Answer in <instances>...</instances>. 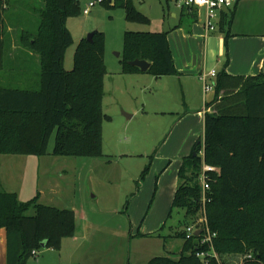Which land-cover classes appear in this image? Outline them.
<instances>
[{
	"label": "trees",
	"instance_id": "obj_1",
	"mask_svg": "<svg viewBox=\"0 0 264 264\" xmlns=\"http://www.w3.org/2000/svg\"><path fill=\"white\" fill-rule=\"evenodd\" d=\"M16 1L20 0H0V71L5 67L7 41L10 48L14 43L15 31L7 27L6 13ZM39 1L37 30H20L16 43L37 55L38 81L32 87L0 84V156L46 155L52 136L53 155L102 156L103 122L110 119L103 110L106 35L95 31L92 40L82 38L74 53L73 68L66 69V52L74 42L67 21L81 14L80 0ZM101 4L109 9L124 8L129 21H150L137 8L136 0H104ZM235 5L223 12L219 22L226 43L232 35ZM191 16L196 18V11ZM135 59L149 61L147 72L155 77L178 74L168 31H126L122 73L141 71L129 63ZM214 91L209 104L213 111L205 114L204 137L183 158L168 213L169 218L173 208L182 209L183 219L171 227L174 231L170 234L163 233L167 221L157 232L137 233L164 240L180 238V256H159L147 264H220L213 255L198 257V251L211 252V244L202 243V234L187 237L186 232V227L202 215L199 177L203 162L217 168L211 173L205 206L210 230L216 233L215 252L223 264H227V255H245L241 264H264V71L231 75L224 68L217 74ZM0 228L7 232V264H27L36 256L33 251L59 250L63 239L74 235L76 214L72 209L41 203L39 195L21 200L16 192L2 187L0 174Z\"/></svg>",
	"mask_w": 264,
	"mask_h": 264
},
{
	"label": "rangeland",
	"instance_id": "obj_2",
	"mask_svg": "<svg viewBox=\"0 0 264 264\" xmlns=\"http://www.w3.org/2000/svg\"><path fill=\"white\" fill-rule=\"evenodd\" d=\"M89 1L80 0L81 14L70 17L67 21L74 42L67 49L65 67L68 70L73 68L74 53L82 38H87L95 31L105 33L107 74L104 79L103 110L106 115L110 116V119H105L103 122L104 155L96 157L53 155L54 136H52L49 144L50 153L46 155H6L8 157L3 159L4 171L5 174L13 176L14 180L12 178L6 180L3 188L19 189L21 197L29 199L38 188L44 187L47 190L46 196H49L52 189L55 192L59 186L60 194L66 198L64 205L77 207L80 214L88 216L89 223L92 222L91 220L102 221L103 226L113 228L123 215L115 217L110 212L100 213V211L120 207L123 209V213L120 214H124L126 218L127 212L124 210L133 202L135 195L136 210L143 207V217L150 216L155 206H157L155 210H160L158 207L163 205L161 203L166 197L164 194L169 192L167 182L172 179L169 176L172 171H177V164L175 161L172 163V160L177 158L178 153L186 151L188 153V146L192 141H194L193 145L198 139L203 138V128H173L183 112L165 115H157L153 112V109L157 108L178 109L182 105L180 80L183 78L169 82V78L174 77L164 76L162 79H156L148 72L144 75L133 76L130 75L132 73H122L124 34L126 31L157 32L163 30L172 34L177 25L181 23V19L183 30L189 31L193 18L187 13L182 14L181 9L168 0H136L137 8L150 18L148 23L129 21L126 19L124 8L109 9L101 3L92 7L89 14H84L83 8ZM40 6L39 0H20L12 3L6 13V25L11 26L15 31V33L12 32L14 42L17 43V34L20 30H37L39 24L36 11ZM173 12L177 13V17L172 16ZM244 19V17L237 18L236 29L244 26L242 24ZM221 34V31L217 30L209 37L205 58L203 53L197 52L196 60L206 71L212 68L217 69V65L221 67V61L226 59V55H220L219 37ZM20 49L22 50L17 53L16 50L10 48L7 41L5 63L7 65L13 62L30 63V69L34 75L30 76L29 85H22V87H32L35 81H38V74L36 75L35 72L39 70L35 69L34 63L37 55L30 56L28 51ZM225 50L227 51V46ZM19 53L28 57H22ZM137 76L143 77L138 79ZM212 80L215 81V78L209 79V81ZM0 84L3 87H9L6 80L4 82V77L0 78ZM211 92H208L207 96ZM159 97H163L160 104L151 105L155 102L153 99ZM164 98H167V101H164ZM125 113L132 116L127 117ZM158 120H163L166 126L153 128L154 122ZM11 158L17 161H11ZM147 166L149 169L142 177ZM56 196L60 195L56 193ZM70 198L71 202L68 201ZM44 201L47 200L44 199ZM167 213L165 219L167 225L163 233L170 234L179 225V220L183 219L184 210L173 208L169 218ZM172 226H174L173 229H171ZM182 227L185 229L186 226ZM127 231L126 226L123 236L128 241L125 234ZM171 240L181 241L177 237H172ZM153 248L156 246L154 245ZM152 253L157 252L155 250ZM244 257L246 256L227 255L224 261L227 264H241ZM144 259L142 258V261Z\"/></svg>",
	"mask_w": 264,
	"mask_h": 264
},
{
	"label": "crops",
	"instance_id": "obj_3",
	"mask_svg": "<svg viewBox=\"0 0 264 264\" xmlns=\"http://www.w3.org/2000/svg\"><path fill=\"white\" fill-rule=\"evenodd\" d=\"M235 4L236 13L231 25L232 35L228 38L227 43L225 33L220 30L222 33L219 37L221 45L220 55H226V59L221 61V67L217 65V69H212H216L219 73L222 69L226 68L227 73L231 75H256L264 71V0H238ZM224 11L228 12L229 9ZM224 11L221 12V15H223ZM181 12L182 14L187 13L191 16V12ZM221 15L220 18L222 17ZM172 16L177 17V13L173 12ZM238 17L245 18L242 23L244 26L236 29L235 22ZM192 18L189 31L183 30L182 19L172 34L168 31L169 45L178 70L177 75H169L168 77H174L169 78V82L174 80L178 81L183 78V80H180L182 105L180 107L177 106L179 111L178 109L171 108H167L166 110L157 108L153 109V112L157 115H165L168 113L180 114L183 112L174 123L173 128H203L204 137L205 114L206 112L213 111L212 106L209 104L214 99L215 91H212V94L210 93L208 96V93L204 92V82L201 76L209 71L201 68V63L196 60V55L199 52L203 53L204 58L206 57L208 39L216 32L207 34L204 25L205 18L202 14L197 13V17ZM12 46V49L16 50L17 53L19 50H22L16 45V42ZM225 46H227V51L225 50ZM28 53L31 56L32 53L29 51ZM19 55L28 57L21 53ZM35 59V69L40 70L39 59L36 56ZM30 66L31 64L26 62H13L11 65L5 63L4 69L1 70L2 72L0 71L2 73L0 78L4 77V82L6 80L7 86H28L30 76L34 75ZM37 73L35 72L36 75ZM145 73L147 71H140L130 75H144ZM139 77L143 76H137L138 79H140ZM162 77H156V79H162ZM36 83L37 80L33 85ZM161 99L163 97L153 99L155 102L151 103V105H159ZM164 101H167V98H164ZM153 126V128H164L166 124L163 120H158L154 122ZM192 143L188 146V153L187 151L178 153L177 158L172 160V163L175 161L177 164V171H172L171 176H169V178H172L167 182L169 192L164 194L166 197L161 203L163 205L158 207L160 210H155V207H157L155 206L150 216L143 217V207L136 210L135 195L133 202L124 210V212H127L126 218L124 214H120L123 213V209H120V207H113L110 210L102 209L100 211V213L110 212L115 217H118L116 215H123L118 220L116 227L113 228L103 226L102 221L96 222L91 220L92 222L89 223L88 216L80 214L77 207L64 205L63 203L66 202V198L60 194L59 186L57 187L58 190H55L60 195L58 197L53 189L51 194L46 196L47 190L44 187L38 188L31 198L39 195V201L43 204L52 206L55 204L54 206L59 208L74 210L76 214V230L72 237L63 239L59 250L53 248L43 249L36 256H33V259L30 258L27 264H147L150 260L159 256L178 259L183 246V240L180 242L171 240V238L164 240L156 236H138L137 233L138 231L144 234L154 233L164 224L166 213L171 208L173 197L178 186V173L183 158L191 153L194 147ZM5 157L8 156H0L2 187H5L6 180L11 178L14 180L13 176L5 174L3 163ZM178 158L181 159L179 160ZM14 159L11 158V161H17V159ZM165 172L162 176H164ZM7 176L9 177L7 178ZM7 191L16 192L21 200H28L21 197V191L19 189H8ZM44 199L47 201H44ZM71 200V198L68 199L70 202ZM78 213L80 214L79 217ZM126 219L127 222H125ZM126 226L128 227V231L125 234L127 235L128 241L123 236ZM154 245L156 248H153ZM155 250L157 253H152ZM148 252L151 253L146 255ZM142 258H145L144 261H142ZM0 264H7L6 228H0Z\"/></svg>",
	"mask_w": 264,
	"mask_h": 264
},
{
	"label": "built area",
	"instance_id": "obj_4",
	"mask_svg": "<svg viewBox=\"0 0 264 264\" xmlns=\"http://www.w3.org/2000/svg\"><path fill=\"white\" fill-rule=\"evenodd\" d=\"M104 0H90L83 8L84 14H89L92 7L97 3H102ZM177 6L181 11L184 12H193L196 11L198 14H202L205 18V29L207 34L216 32L219 30V22L221 12L233 7L238 0H168ZM217 70L212 69L208 73L202 74V80L204 85V92L208 93L215 90V81H209L211 78L217 77ZM203 153V152H202ZM217 168L213 165L203 162L202 170L200 173V183L202 186V215L199 219L186 227L187 237H190L192 234L199 233L203 235L202 243L209 242L212 247L211 252L207 251H198L197 256L206 259L207 256L213 255L220 264H223L222 258L215 252L213 247V237L216 233L210 230L208 219L206 216V203L209 201L208 191L211 189V173L215 172ZM33 254H37L36 251H33Z\"/></svg>",
	"mask_w": 264,
	"mask_h": 264
},
{
	"label": "water",
	"instance_id": "obj_5",
	"mask_svg": "<svg viewBox=\"0 0 264 264\" xmlns=\"http://www.w3.org/2000/svg\"><path fill=\"white\" fill-rule=\"evenodd\" d=\"M93 34H94V32L90 33L88 35L87 39L88 40H92ZM129 63L131 65H133V66L139 67L140 70L143 71V72H146L149 69L150 65H151V63L149 61L145 60V59H135V60L130 61ZM125 115L127 117H131V114L125 113Z\"/></svg>",
	"mask_w": 264,
	"mask_h": 264
}]
</instances>
